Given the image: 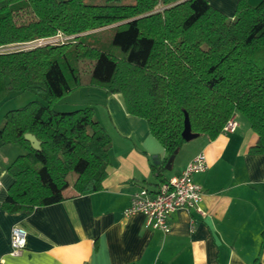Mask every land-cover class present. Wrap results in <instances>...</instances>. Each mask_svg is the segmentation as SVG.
I'll return each instance as SVG.
<instances>
[{
	"label": "trees",
	"instance_id": "obj_1",
	"mask_svg": "<svg viewBox=\"0 0 264 264\" xmlns=\"http://www.w3.org/2000/svg\"><path fill=\"white\" fill-rule=\"evenodd\" d=\"M110 29L112 40L102 39ZM59 31L76 37L0 52V103L39 95L4 114L1 141L24 149L7 168L4 210L29 213L103 188L111 135L90 106L54 107L85 84L121 94L147 120L167 152L151 164L162 181L186 142V114L196 136L215 139L239 112L257 134L248 151L264 154V1L238 0L230 17L208 0H0V47Z\"/></svg>",
	"mask_w": 264,
	"mask_h": 264
},
{
	"label": "crops",
	"instance_id": "obj_2",
	"mask_svg": "<svg viewBox=\"0 0 264 264\" xmlns=\"http://www.w3.org/2000/svg\"><path fill=\"white\" fill-rule=\"evenodd\" d=\"M208 1L230 17L238 3ZM262 1L249 0L252 5ZM78 91L54 107L90 106L111 135L103 188L29 213L8 212L2 203L14 178L7 168L24 149L0 139V264H257V259L264 264V154L248 151L257 134L240 119L242 114H234L240 122L236 131L215 139L198 135L175 155L165 179L179 174L200 151L206 153L209 167L195 175L204 192L203 213L176 209L165 233L147 226L140 212L124 214L136 190L158 188L162 180L151 164L163 162L165 147L145 118L127 111L121 94L88 84ZM73 192L69 187L67 193ZM15 225L28 232L26 247L18 255L10 253Z\"/></svg>",
	"mask_w": 264,
	"mask_h": 264
},
{
	"label": "built area",
	"instance_id": "obj_3",
	"mask_svg": "<svg viewBox=\"0 0 264 264\" xmlns=\"http://www.w3.org/2000/svg\"><path fill=\"white\" fill-rule=\"evenodd\" d=\"M76 35L65 34L59 31L57 34L38 38L26 43L30 47L58 44L74 40ZM239 120L233 115L223 126L222 132L229 133L237 130ZM209 167L208 159L204 151L197 153L177 175L161 181L156 190L142 187L136 190L131 197V202L124 209L125 215L142 213L147 217L146 225L157 228L167 233L171 229L170 218L172 213L180 208L196 209L202 212L200 207L203 200V188L195 179V175L204 172ZM203 213V212H202ZM27 230L21 225L12 228L10 239V253L20 254L26 247Z\"/></svg>",
	"mask_w": 264,
	"mask_h": 264
},
{
	"label": "rangeland",
	"instance_id": "obj_4",
	"mask_svg": "<svg viewBox=\"0 0 264 264\" xmlns=\"http://www.w3.org/2000/svg\"><path fill=\"white\" fill-rule=\"evenodd\" d=\"M101 32L103 33V35L101 37L102 39H104L106 41L112 40L113 35H114V29H112V30L110 29L109 31L105 30V31H101ZM28 47H29L28 45H25V44H22V43H20V44H11V45H7V46H4V47H0V52L1 51L14 50V49H25V48H28ZM89 75H90V72H87L84 75V78L85 79L88 78ZM72 92H82V91H78V89H77V90L72 91ZM37 98H39V95L36 94L33 91H25V92H22V93H18V94L12 95L8 99H6L5 101L0 103V116L3 115L9 109L23 106L26 103H28L29 101H31L33 99H37ZM62 102H65V101H62ZM59 106L57 107L58 110L62 109L64 111V109H66V108H61ZM3 118H4V116H3ZM240 119L241 120L242 119L245 120L244 122L247 124V126H249V128H251L250 127V122L245 116L243 118L241 117ZM0 120H1V117H0Z\"/></svg>",
	"mask_w": 264,
	"mask_h": 264
},
{
	"label": "water",
	"instance_id": "obj_5",
	"mask_svg": "<svg viewBox=\"0 0 264 264\" xmlns=\"http://www.w3.org/2000/svg\"><path fill=\"white\" fill-rule=\"evenodd\" d=\"M182 135H183V137H184V139L186 141H190V140H192V139H194L196 137V133H194L192 131V127H191V123H190V119H189L188 114H186L185 126H184V129H183ZM25 137L31 141L33 147H35L37 149L41 148V141L38 140L37 137L34 134H32L30 132H27V133H25ZM174 157H175V155H172L168 159V161L166 163V169H170L171 168V163L173 162Z\"/></svg>",
	"mask_w": 264,
	"mask_h": 264
}]
</instances>
